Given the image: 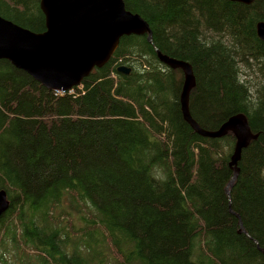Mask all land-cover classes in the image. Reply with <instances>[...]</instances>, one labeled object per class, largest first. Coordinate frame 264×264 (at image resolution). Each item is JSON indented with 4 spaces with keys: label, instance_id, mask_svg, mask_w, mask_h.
Returning a JSON list of instances; mask_svg holds the SVG:
<instances>
[{
    "label": "trees",
    "instance_id": "1",
    "mask_svg": "<svg viewBox=\"0 0 264 264\" xmlns=\"http://www.w3.org/2000/svg\"><path fill=\"white\" fill-rule=\"evenodd\" d=\"M122 1L150 40L121 37L70 91L0 60V264H264V1ZM39 4L0 17L42 33ZM157 52L192 67L202 129L242 113L258 134L231 187L234 136L182 119V71Z\"/></svg>",
    "mask_w": 264,
    "mask_h": 264
},
{
    "label": "water",
    "instance_id": "2",
    "mask_svg": "<svg viewBox=\"0 0 264 264\" xmlns=\"http://www.w3.org/2000/svg\"><path fill=\"white\" fill-rule=\"evenodd\" d=\"M251 5L256 0H228ZM264 1V0H263ZM45 31L34 33L0 17V60L9 61L49 91L67 92L80 85L94 69L103 67L112 57L123 36L147 35V24L124 7L122 0H40ZM256 35L264 43V22L256 25ZM158 60L183 74L180 105L182 119L206 138H221L231 133L235 138L230 167L231 184L239 172L237 163L249 143L256 140L247 118L231 116L217 130L202 129L189 111V95L195 86L192 67L157 52ZM128 74L129 69L119 67ZM9 207L6 193L0 190V217Z\"/></svg>",
    "mask_w": 264,
    "mask_h": 264
},
{
    "label": "rangeland",
    "instance_id": "3",
    "mask_svg": "<svg viewBox=\"0 0 264 264\" xmlns=\"http://www.w3.org/2000/svg\"><path fill=\"white\" fill-rule=\"evenodd\" d=\"M233 135V134H232ZM71 214H72V218L73 219H76L77 218V215L74 213V212H71Z\"/></svg>",
    "mask_w": 264,
    "mask_h": 264
},
{
    "label": "bare ground",
    "instance_id": "4",
    "mask_svg": "<svg viewBox=\"0 0 264 264\" xmlns=\"http://www.w3.org/2000/svg\"><path fill=\"white\" fill-rule=\"evenodd\" d=\"M232 181V180H231ZM231 181H230V183H229V185L231 184ZM233 183V182H232ZM232 186V185H231ZM231 186H228V187H231Z\"/></svg>",
    "mask_w": 264,
    "mask_h": 264
}]
</instances>
